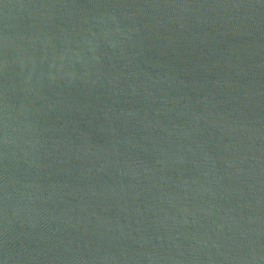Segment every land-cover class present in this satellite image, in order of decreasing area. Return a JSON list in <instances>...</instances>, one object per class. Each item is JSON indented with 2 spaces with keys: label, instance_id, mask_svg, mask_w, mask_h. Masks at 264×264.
I'll use <instances>...</instances> for the list:
<instances>
[{
  "label": "water",
  "instance_id": "water-1",
  "mask_svg": "<svg viewBox=\"0 0 264 264\" xmlns=\"http://www.w3.org/2000/svg\"><path fill=\"white\" fill-rule=\"evenodd\" d=\"M0 264H264V0H0Z\"/></svg>",
  "mask_w": 264,
  "mask_h": 264
}]
</instances>
